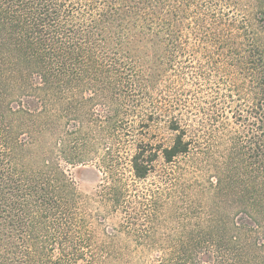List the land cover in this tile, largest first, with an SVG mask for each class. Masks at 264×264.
<instances>
[{
  "label": "trees",
  "instance_id": "1",
  "mask_svg": "<svg viewBox=\"0 0 264 264\" xmlns=\"http://www.w3.org/2000/svg\"><path fill=\"white\" fill-rule=\"evenodd\" d=\"M206 5L0 0V264H264V88H241L245 80L264 82V66L229 33L209 41L227 59L220 69H232L239 99L252 104L234 110L238 128L218 156L213 132L198 153L196 133L176 120L168 126L170 146L135 150V179L157 175L161 156L167 169L159 178L173 187L153 197L143 232L132 229L137 222L124 223L135 244L113 237L104 258L91 251L93 234L69 170L112 169L114 157L101 156V146L129 135L141 97L164 85L186 31L205 38ZM191 8L198 14L192 29ZM180 160L197 165L206 183L182 185L187 164ZM122 198L115 188L107 199L120 209ZM164 223L170 231L158 236Z\"/></svg>",
  "mask_w": 264,
  "mask_h": 264
},
{
  "label": "rangeland",
  "instance_id": "2",
  "mask_svg": "<svg viewBox=\"0 0 264 264\" xmlns=\"http://www.w3.org/2000/svg\"><path fill=\"white\" fill-rule=\"evenodd\" d=\"M204 2L207 5L200 9V20H203L207 29L205 38L186 31L178 45V53L176 52L164 85L151 88L141 97L139 114L129 135L104 142L101 146V156L107 152L114 157L112 169L108 171L104 167L103 171L97 168V164L69 168L81 194V212L93 234L91 251L103 258V250L112 244L113 237H116L114 244H135L123 233L124 223L137 222L139 226L132 229L143 232L147 229L143 220L150 214L153 197L158 192L171 191L173 188L171 184H165L160 179L162 177L159 172L167 169L161 156L154 164L157 175L152 174L145 180L135 179L130 167L135 150L146 145L148 152L170 146L174 133L168 126L176 120L182 127L196 133L199 142L198 153L204 151L206 136L213 132L215 140L212 143V151L218 156L229 142L226 134L233 133L238 128L234 123V110L238 106L246 107L252 104L248 98L239 99L235 92L238 87L234 85V77L230 76L232 69L228 66L220 69L226 58L224 59L223 55L220 57L209 40L214 33L221 30V33L224 32V35L221 34L224 38L229 37L226 35L229 33L235 43H243L251 52L250 59L259 61L258 63L264 66V0ZM193 12L196 11L191 8V29L196 26L195 20L198 18V14ZM211 13L215 15V19L210 17ZM217 62L221 64L216 66ZM255 80L256 83H252L253 79L245 80L241 88H264L263 81L258 84V79ZM150 116L152 119H149ZM176 164L185 168L187 163L180 160ZM194 180L206 183L208 175L203 176L197 165L189 163L181 183L192 184ZM115 188L123 196L120 209L112 208L107 199ZM163 201H166V197H163ZM164 219L165 217H162L161 220ZM166 227L169 226L165 223L163 226L157 225L158 236L170 231ZM151 256H156V253Z\"/></svg>",
  "mask_w": 264,
  "mask_h": 264
}]
</instances>
